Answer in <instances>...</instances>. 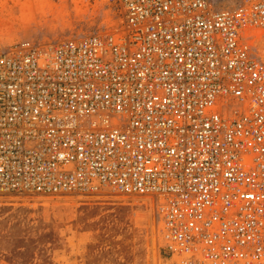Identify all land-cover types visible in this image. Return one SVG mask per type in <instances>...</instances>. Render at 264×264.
Listing matches in <instances>:
<instances>
[{"label":"built area","instance_id":"built-area-1","mask_svg":"<svg viewBox=\"0 0 264 264\" xmlns=\"http://www.w3.org/2000/svg\"><path fill=\"white\" fill-rule=\"evenodd\" d=\"M227 1L0 52V195L142 198L164 264H264V0Z\"/></svg>","mask_w":264,"mask_h":264},{"label":"rangeland","instance_id":"rangeland-1","mask_svg":"<svg viewBox=\"0 0 264 264\" xmlns=\"http://www.w3.org/2000/svg\"><path fill=\"white\" fill-rule=\"evenodd\" d=\"M237 0H228L234 4ZM121 24L116 0H0V52L56 45ZM151 202L93 195H0V264H164Z\"/></svg>","mask_w":264,"mask_h":264}]
</instances>
